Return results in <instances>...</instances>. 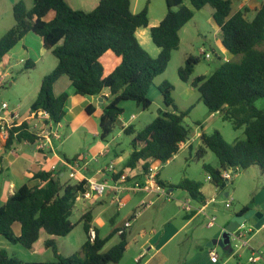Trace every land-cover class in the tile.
Listing matches in <instances>:
<instances>
[{
	"label": "trees",
	"instance_id": "trees-1",
	"mask_svg": "<svg viewBox=\"0 0 264 264\" xmlns=\"http://www.w3.org/2000/svg\"><path fill=\"white\" fill-rule=\"evenodd\" d=\"M165 1L166 16L150 29L152 41L160 49L159 55L153 57L137 37L139 29L150 25L148 5L134 13L132 0H100L94 10L87 12L73 9L68 0H33V7L29 9L23 0H19L13 10L15 25L0 39V67L29 32L39 35L44 48L58 59V65L42 79L31 110L43 109L50 113L55 124L63 122L70 94H55V86L62 77L68 78L74 93L83 97H96L108 89L111 98L103 107L100 120L101 138L107 140L124 113L123 101H133L143 110L151 107L149 90L155 79L167 70L172 53L179 50L181 30L193 20L195 11L210 6L213 19L221 29L223 49L242 58L239 61L223 59L212 75L198 76L191 85L199 91L209 112L219 111L236 130L244 129L245 139L229 143L218 130L202 133L198 159H202L207 151L216 155L220 168L204 165V169L210 182L220 190L230 183L224 178L227 170L235 174L239 170L258 167L264 173V111L257 107V102L264 98V48L260 47L264 44V2L256 15L249 18L247 8L233 14L232 0H189L191 7L185 0ZM50 13H54V17L48 20ZM110 50L121 58V63L105 77L101 58ZM199 62L200 58L188 57L179 69L180 78L188 82ZM31 64L28 61L27 65L34 66ZM159 90L165 105L173 111L163 112L135 135L126 169L135 170L142 164L147 173L152 163H167L190 140L191 132L184 124L190 110H178L170 82L164 81ZM94 111L92 106L86 108L88 115ZM124 132L135 134V127L130 125ZM36 140L24 124L10 131L4 149L7 152L14 143L34 144ZM76 159L66 158L69 163ZM60 175L61 172L53 171L36 173L33 178L40 181L38 185H22L0 207V236L30 250L44 232L51 237L45 241V247L52 250L54 260L24 261L2 250L0 264L121 263L129 246L125 231L120 234L118 244L105 250L106 244L120 230L103 238L98 229L93 228L92 211L84 213L80 219L86 234L81 249L73 255L60 252L56 238L67 237L75 229L76 224L71 218L76 197L86 191L88 183L87 180L63 182ZM159 183L165 188L181 189L191 199L205 203L201 192L203 183L199 181L184 179L173 186L159 179ZM250 210L245 206L236 215H246ZM16 224L20 225V233L14 229ZM91 229L96 233L94 240L89 235Z\"/></svg>",
	"mask_w": 264,
	"mask_h": 264
},
{
	"label": "rangeland",
	"instance_id": "rangeland-1",
	"mask_svg": "<svg viewBox=\"0 0 264 264\" xmlns=\"http://www.w3.org/2000/svg\"><path fill=\"white\" fill-rule=\"evenodd\" d=\"M13 1L15 2L19 0ZM23 1L28 9L31 8L33 0ZM232 1L234 14L240 10L241 5L246 0ZM185 4L191 6L189 0H185ZM147 5L149 7L150 23H155L156 20L162 18L167 12V3L165 0H132L133 11L139 12ZM93 8V5H89L82 9L88 11ZM5 16L6 15H4L3 19L0 17V39L11 27L15 25L14 15L11 14L10 18L9 16ZM28 35L41 40L39 35L29 32L24 37L23 42H26L25 40H27L26 38ZM182 38L183 41L179 50L172 53V58L167 70L155 79L149 90L148 96L152 101V105L148 110H143L142 107L138 106L133 101H123L121 106L124 109V113L120 116L113 132L107 140H103L101 138L100 120L103 109L90 116L86 114L87 117H91V121L86 126L79 129H74V127L69 125L66 120H63V127L59 129L62 138L54 140L53 145L56 148V152L60 154L62 158L65 157V159L67 158L69 160H72L74 157L85 159L84 163H88L87 168H89L88 174L90 177L94 176L96 173H98L97 176L100 177L103 175L102 169L107 168L111 164H114L116 169L125 167V164L133 151L132 141L135 135L142 131L157 117L161 116L163 112L173 111L172 107L169 108L165 105L163 96L159 90V86L164 81H168L174 87L172 96L178 110L180 112L190 110V113L184 120V124L187 128H189L191 136L190 140L183 148H181L173 159L161 165L159 172L160 178L163 182L172 184L173 186H177L184 179L195 180L203 183V187L207 195L213 196L214 194H217V213L215 212L214 215L217 218H220L223 212L234 214L235 211H238L242 207L241 203H248V201H252L256 196H258L256 203L264 201V173H262L258 167H251L248 170H239L233 174L232 181L224 190H217V188L209 181V174L204 169V165H211L214 168H220V165L216 155L212 151H207L202 159H198L197 154L198 149L201 146V134H211L218 130L229 143L245 139V134L244 129L236 130L230 121L223 119L222 115H215L212 117L213 115L201 101L199 91L191 85L192 80L198 76L212 75L214 71H216L223 63V59L225 57H222L224 51L221 48V34L217 32V26L213 19V9L210 6H206L201 10L195 11V17L189 22L186 27V31L182 33ZM22 46L23 43L20 47L22 48ZM26 47L27 49L33 47L36 51H38L37 44L35 41H31L30 39H28V45L26 44ZM260 47L264 48V44ZM152 48L158 47L152 42ZM145 49L148 50V48ZM202 50H204L206 54H209L211 58H206V54H203ZM190 56L200 58V62L196 65L195 72L191 76V79L188 82H185L179 76V69L185 65L187 58ZM228 56L230 60L234 61H239L242 58V56H233L230 54H228ZM220 57L222 59H220ZM52 58H54V56ZM32 61L33 63L36 62L35 59H32ZM27 63L28 60L25 58H14L11 62H7L2 65V69L0 70V79H3V85L0 86V105L3 102H7L10 105V109L16 108L21 112V114L27 111L29 114L31 111V99L37 95L41 87L42 79L52 71L50 61L37 62L36 66H30L27 65ZM71 90H73L72 87ZM257 107L264 111V98L257 102ZM124 122L133 123L136 133H125L122 126ZM29 148H31L32 153H39L35 146H31ZM104 148L105 150H102ZM0 152L2 151L0 150ZM138 171L140 172L141 169L137 168L136 172ZM8 175H13L11 170L6 172L5 177ZM65 179H68V176H65ZM2 183L3 176L0 179V207L2 206ZM170 189L171 188L166 187L167 191ZM227 192L230 193L234 199H236V196L240 199L234 203V206L231 209H227L224 205V201L227 199L225 195ZM147 195L148 193L143 191H122L120 193H115V197L117 196L118 198H123L126 204H128L127 207H121L113 203L111 204L112 196H108V193L102 197H95L92 200L77 202L74 215L71 218L72 222L76 224V227L67 237L57 239L58 249L65 255H73L81 249V245L86 241V234L83 229V224L80 223V219L86 211L90 210L93 206H96V202L99 198L106 200L107 205L105 207H107V211L103 214V220L100 224L98 223V226L102 235H108L115 225L114 223L109 222V217L115 214V221L120 222L122 216L127 213V211L135 207V205ZM178 195L187 196L186 192L181 189H175L173 191L172 199H168L167 197L160 195H153L151 198L147 196V201L151 199L156 202V206L152 208V216H149L148 219H155L157 223L160 224L164 221V216L166 214L173 213V210L174 212L180 210L183 218H185L188 213L183 208L178 207L175 200V196ZM166 203H171L172 207H165L164 204ZM190 203L193 207H198L199 204V202L191 198ZM213 208L214 206L208 209V213H211L214 210ZM140 212L138 210L136 211L135 218L139 217ZM117 213H119V215H117ZM145 219L146 217L141 219L140 222L142 223ZM203 219L204 217L201 216L198 220L203 221ZM131 220L133 221V219ZM255 225L256 222L254 219H250L247 225L248 230H254V235L264 230L263 228L257 231L254 229ZM205 228H208L206 223ZM215 228L217 227H214V229ZM137 231H142L141 225H138ZM137 231H135L136 235ZM130 233V230H128V242L131 246L129 254L131 255L135 250V241L133 240V237H136V235L134 234L131 236ZM46 237L47 234L42 233L41 241L38 243L36 251L34 252L27 251V249L21 245H15L17 246L15 248H19V250H15V252L11 251V253L24 261L54 260L52 250L49 249L47 251L44 246L43 241ZM120 239L119 235H115L107 243L105 250H109L118 244ZM257 240L260 244L264 243L261 237ZM245 253V249L241 251V255L243 254V256H245L244 259L248 256ZM130 255H127V259L123 258L120 264H123V262L126 264H132L133 260Z\"/></svg>",
	"mask_w": 264,
	"mask_h": 264
},
{
	"label": "crops",
	"instance_id": "crops-1",
	"mask_svg": "<svg viewBox=\"0 0 264 264\" xmlns=\"http://www.w3.org/2000/svg\"><path fill=\"white\" fill-rule=\"evenodd\" d=\"M17 1L13 0H2L0 3V17L3 19L4 15L5 17L10 18L11 14L14 15V5ZM100 0H68L69 5L75 9V10H83L86 11L85 8L89 5H93L94 8L88 10L92 11L94 10ZM264 0H246L242 5L240 10H244L245 8L248 9V17L253 18L256 15V12L260 9L261 5L263 4ZM33 2L31 4V8L33 7ZM187 5V4H186ZM191 7V6H190ZM238 10V11H240ZM237 11V12H238ZM136 13L137 11H133ZM140 12V11H139ZM138 13V12H137ZM167 13V12H166ZM235 14V13H234ZM166 16V14L162 17L156 20L155 23H150L149 27L146 29H139L137 32V37L142 44L144 48H148V51L153 57H157L160 53L159 48H152V38L150 29L154 26H157L160 24V22L163 20V18ZM54 17V13H50L48 16V20L52 19ZM215 22V21H214ZM189 24V23H188ZM188 24L181 30V44L183 41L182 33L186 31V27ZM216 24V23H215ZM217 26V25H216ZM12 28V27H11ZM10 28V29H11ZM9 29V30H10ZM217 32L221 34L220 27L217 26ZM26 42H23L22 40L6 57L5 62L2 64L4 65L7 62H11L14 58L21 59L25 58L28 61H30L34 66H36L37 62H47L50 61L51 63V70L53 71L56 66L58 65V59L53 55L52 51H48L44 48L43 40L34 38V36L28 35ZM28 39L31 41H35L38 47V51H36L33 47H30L27 49L26 44L28 45ZM23 43L22 48L20 47ZM222 45V44H221ZM147 46V47H146ZM223 52V56L225 60H230L228 54L232 55L231 53L225 51L223 47L221 46ZM54 58H52L53 56ZM228 56V57H227ZM32 59H35V63H33ZM101 62L104 66V76H108L111 74L114 69L121 63V58L118 57L113 51H108L102 58ZM2 67H0V70ZM51 71V72H52ZM40 90V89H39ZM64 92H68L70 94L69 101L67 103V114L64 118V120L67 121V123L74 127V129H79L84 126H86L90 121L91 117H87L86 114V108L88 106H92L95 111L93 114H95L97 111L102 110L105 105L109 103V100L111 98V92L110 90H105L101 95L96 97H83L80 95H76L73 90H71V83L66 77H62L55 86V94L57 96L61 95ZM39 93V91H38ZM37 93V95H38ZM37 95L33 97L30 101V105L32 106L34 100L36 99ZM30 106V107H31ZM31 109V108H30ZM13 110H16L20 112L18 109L14 108ZM21 113V112H20ZM22 116H27L28 111L21 114ZM88 115V114H87ZM213 115V114H212ZM221 115V114H217ZM90 116V115H89ZM213 115L212 117H214ZM133 118V116H132ZM133 125V123L130 122H124L122 124L123 128H127L128 126ZM61 123V128H62ZM6 142L2 141L0 138V179L3 176V187L1 190V199H2V205L6 203L9 196L13 194L19 187H21L24 184H28L30 187L38 185L40 181L38 179H34L33 176L40 172V171H53V172H61V178L63 182H71L76 183L79 182L80 178L86 177L90 179H96L98 181H104L107 179L111 180V183L118 184V185H132L137 181L144 182L143 176H142V170L139 172H136L135 170L126 169L125 167H122L120 169H117V174L110 175L108 172H106V168L102 169L103 175L98 177V173L94 174V176L90 177L88 174L89 168L84 169L81 171V173L78 174V178H72L71 173H73L75 170L72 168V166L69 164V162L60 154L56 152V148L52 144V147L46 151H39L37 149L36 144L32 143H14L12 147L6 152L4 149ZM36 147V149L39 151V153L34 154L31 152V148L29 147ZM102 150H105L102 149ZM102 154V153H101ZM83 159V163H84ZM83 165V164H82ZM142 165V164H141ZM139 166L138 169H142V166ZM11 170L13 175H8L5 177L6 172ZM109 176H108V174ZM100 175V174H99ZM65 176H68V179H65ZM158 178L160 181H163L160 178V173ZM210 181V177H209ZM175 189H170L169 192H172ZM217 190H219L217 188ZM202 194L205 196V202H208L213 197H216L217 201L215 203H212L208 205V209H210L212 206H214V210L211 213H208L210 216L216 217L214 214L216 211V204L218 203L217 194H214L213 196L207 195L205 193L204 187L201 190ZM108 196H112V202L111 204H117L115 201V191L110 189L108 190ZM153 195L157 194H148L147 196L151 198ZM187 196L178 195L175 196V200L178 207L182 208V203L186 200H189L191 197L186 192ZM226 197L233 198V206L234 203L239 199L238 196H236V199L230 194L226 193ZM228 195V196H227ZM142 198L132 209L127 211L125 213L120 222L115 221V214L111 215L109 217V222L114 223V227L112 230L108 233V235H102L101 230L99 229L98 223L100 224L103 220L102 216L107 211V205L106 200L98 199L96 202V206L92 207L88 211H92L93 213V228L98 229L101 236L103 238L109 236L113 231L124 229L128 222L131 223V225L126 228L124 231L127 235L128 240V230H130V234L136 235L135 231H137L138 225L142 226V231H137L136 237H133L135 241V250L130 255V243L128 246V250L125 253L124 258L127 259V255H130V257L133 260L132 264H264L263 262H257V263H250L249 257L252 254L253 250H261L264 254V243L260 244L258 243V240L260 237L264 241V230H262L260 233L255 234L250 242V247L245 249V254H247V258L244 259L245 256L243 254L238 256L232 245V241L230 243H225L223 246L217 244L213 246H209L210 243H212L215 240H220L223 237L224 232L228 228V226L231 224L232 219L236 216L237 213H239L243 207L248 206L251 210H255L258 213L263 214L264 216V201L256 203V200L258 196L253 198L252 201H242L246 203H241L242 207L235 211L234 214L232 213H226L223 212L222 216L220 218H217L216 226H213L211 228H205V223H208V219L203 214H195L194 212L188 213L185 218H183L181 211L177 210L173 213L166 214L164 217V221L162 223H157L155 219H148L149 216H152V208L156 206V202L153 200V205L147 208H143L141 212L139 211V207L141 206L142 202L145 201L148 197ZM264 196V194H263ZM188 198V199H187ZM123 200V198H121ZM148 200V199H147ZM240 200V199H239ZM264 200V199H263ZM149 201H152L151 199ZM198 202V201H197ZM222 202V201H221ZM226 201H224V205L226 207ZM201 205V203H199ZM198 204V206H200ZM128 204L123 200V205H119L121 207H127ZM165 207L170 208L171 203L164 204ZM233 206L231 208H233ZM160 207V206H159ZM158 207V208H159ZM172 207V206H171ZM227 208V207H226ZM227 208V209H231ZM139 211L140 215L139 217L135 218L136 211ZM159 210V209H158ZM86 211V212H88ZM156 211V210H153ZM85 212V213H86ZM142 213V214H141ZM119 215V213H117ZM148 215V216H147ZM201 216L204 217L203 221L198 220ZM143 222L141 223V219L145 218ZM133 219V221L131 220ZM220 220V221H219ZM219 221V223H218ZM82 224V223H81ZM123 224V225H122ZM214 227H217L214 229ZM264 226L261 228L263 229ZM14 229L17 233H20V225L16 224L14 226ZM44 233V232H43ZM46 234V233H45ZM150 234V235H148ZM42 235V234H41ZM116 235H119L117 233ZM51 238L47 235V237L44 239V246L45 241L47 239ZM64 238V237H63ZM58 238H56L57 240ZM62 239V238H61ZM41 238L37 243H35L34 247L32 249H27V251L34 252L36 251V247L38 243H40ZM58 242V240H57ZM84 244V243H83ZM82 244V245H83ZM19 244H12L8 242L5 238L0 236V251L5 250L10 255L16 256L11 253L15 252V250H19V248H15ZM81 245V247H82ZM107 245V244H106ZM46 248V247H45ZM26 249V248H25ZM48 251L49 249L46 248ZM215 250L217 251L219 255L218 260H213L210 256V251ZM61 252V251H60ZM123 264H126L123 262Z\"/></svg>",
	"mask_w": 264,
	"mask_h": 264
},
{
	"label": "built area",
	"instance_id": "built-area-1",
	"mask_svg": "<svg viewBox=\"0 0 264 264\" xmlns=\"http://www.w3.org/2000/svg\"><path fill=\"white\" fill-rule=\"evenodd\" d=\"M203 54H206L204 50H202ZM206 58H211L209 54H206ZM3 85V79H0V86ZM221 114L219 111L214 113L213 115ZM24 124L28 126V132L32 135H34L37 140L34 144H36L37 149L41 151H46L52 147L54 140L61 139V134L59 132V129H61V124H55L51 118V115L49 112L39 109V110H31L27 116H22L20 112L10 109V105L7 102H3L0 105V138L2 141L6 142L9 138L10 131L15 128H20ZM28 143V142H27ZM186 144V143H185ZM182 145L181 148L184 147ZM72 168L75 170L73 173H71L72 178H77L78 174L81 173L82 170L87 169L88 163H83V158H77L73 162L69 163ZM83 164V165H82ZM161 169V164L159 163H152L148 172L146 173L143 169L142 170V176L144 178V182L137 181L132 185H118V184H111V180H104V181H98L96 179H90L86 177H81L79 182L83 180H87L86 185V191L80 192L76 197V204L77 202H81L84 200H92L95 197H102L105 195L108 190L112 189L116 193H120L122 191H133V192H147L148 194H157L160 196L167 197L168 199H172L173 195L172 192H169L166 190V188L159 183V172ZM106 172L114 175L117 174V169L114 164H111L106 168ZM224 178L228 180V182H231L233 178V171L227 170L224 172ZM115 201L119 205H123V200L121 198L115 197ZM217 201L216 197H213L208 202L201 203L198 207H193L190 203V199L186 200L182 203V208L188 212L195 214H203L208 219V227L211 228L216 225V217L210 216L207 213L208 205L215 203ZM233 198L228 197L226 199V207L231 208L233 206ZM154 203L153 201H143L141 206L139 207V211H141L143 208H147L152 206ZM131 225L130 222L127 223L126 227L124 229H121L119 231V234H122L126 228H128ZM248 221H245L239 225V227L231 233V241L233 245V249L235 253L240 256L241 251L244 249H247L250 247L251 239L254 236V230H248L247 229ZM255 229V228H254ZM92 240L95 239L96 233L94 229L90 230L89 233ZM210 256L213 260H218L219 255L217 251L211 250ZM250 263H257V262H263L264 263V254L262 251L259 250H253L252 254L249 257Z\"/></svg>",
	"mask_w": 264,
	"mask_h": 264
},
{
	"label": "water",
	"instance_id": "water-1",
	"mask_svg": "<svg viewBox=\"0 0 264 264\" xmlns=\"http://www.w3.org/2000/svg\"><path fill=\"white\" fill-rule=\"evenodd\" d=\"M228 196V195H227ZM250 219H254L256 225L254 228L258 231L264 226V216L261 213L256 212L255 210H250L246 215H236L233 219L231 224L228 226L226 231L223 234V237L220 240H215L209 244V246L213 245H221L223 246L225 243H230L231 241V233H233L241 223L248 221Z\"/></svg>",
	"mask_w": 264,
	"mask_h": 264
}]
</instances>
